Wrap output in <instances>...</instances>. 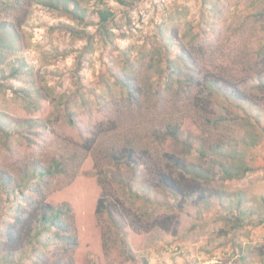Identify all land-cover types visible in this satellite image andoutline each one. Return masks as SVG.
<instances>
[{
  "label": "rangeland",
  "instance_id": "obj_1",
  "mask_svg": "<svg viewBox=\"0 0 264 264\" xmlns=\"http://www.w3.org/2000/svg\"><path fill=\"white\" fill-rule=\"evenodd\" d=\"M125 1L126 5L112 0L71 2L92 20L100 10L116 7L109 25L114 36L111 43H106L95 25L88 27V32L94 34L89 42L79 40L55 28L67 24L84 30L85 24L49 12L30 0H23L20 6H15L16 0H0V23L7 21L12 25L17 43L16 51L6 53L0 66L8 75L6 88H0V124L16 129L11 135L10 129L0 130V172L20 173L28 163L40 160L50 166L53 158L67 168L66 174L56 173L46 179L40 197L47 194V203L65 204L71 210L67 223L78 244L66 260L70 258L73 264H264L263 136L255 147L239 146L238 140L246 131L227 132L221 125L205 133L188 120L183 136L199 137L202 144L204 137L212 142H217V137L231 138L230 148L238 147L252 172L239 181L221 184L219 188L228 198H213L200 203L199 208L187 205L183 213L172 212L180 221L168 230L151 229L153 223L144 219L131 227L135 218L124 212L130 211L126 203L117 218L123 223L128 251L113 234L115 224L104 220L105 216L103 220L96 217L101 197L106 196L112 205L118 196L123 197L112 186L101 187L97 155L92 149L77 175L72 176L77 163L72 162V154L81 150L79 146L85 139L94 144L102 137L117 138V130L122 128L146 136L147 118L137 120L127 115L117 127V112L124 109L117 106V100L123 93L108 71L112 68L125 75L132 69L133 75L141 74L144 80L153 76L155 68L151 65L160 58V32L167 37L177 36L199 74L234 83L245 91L255 102L253 114H260L264 128V90L250 91L254 79L264 75V64L256 65L264 44V0ZM55 51L63 54L57 57ZM252 66L258 69L253 71ZM10 67H21L17 77H9ZM20 88L36 93L25 101L15 92ZM64 94L77 96L73 104L77 114L75 127L58 118V105ZM33 108L38 109L32 111ZM138 143L154 146L145 139ZM161 147L155 144L156 152H152L149 161L152 166ZM201 148L205 150L207 145ZM181 149V145L168 142L158 153ZM3 228L0 222V234ZM3 242L0 237V244ZM5 251L0 249V264Z\"/></svg>",
  "mask_w": 264,
  "mask_h": 264
},
{
  "label": "trees",
  "instance_id": "obj_2",
  "mask_svg": "<svg viewBox=\"0 0 264 264\" xmlns=\"http://www.w3.org/2000/svg\"><path fill=\"white\" fill-rule=\"evenodd\" d=\"M22 1L16 0L15 6H20ZM30 1L49 12L59 13L62 17L87 26L80 30L74 25L59 24L55 29L89 42L94 34L88 32V27L95 25L103 41L112 42L114 35L109 25L116 7L100 10L97 18L92 20L85 10L71 4L73 0ZM112 1L121 5L127 3L125 0ZM159 35L157 53L160 58L156 64L151 65V68H155L153 76L144 80L141 74L133 75L135 72L132 69L123 76L112 68L108 71L123 93L117 100V106L124 108L117 112V127L127 115H133L137 120L147 118L148 123L144 125L146 136L134 135L132 130L122 128L117 130L120 133L117 138L102 137L98 141L94 140V144L85 139L83 145L79 146L81 150L76 149L72 154V162H77L72 176L77 175L92 149L97 155L95 159L101 187L108 189L112 186L116 189H113L115 193L123 197L121 199L118 196L114 205L106 201V196L101 197L96 217L103 220L105 216L104 220L109 219L115 224L113 234L127 251L129 249L123 223L117 218L120 207L125 209L126 203L130 211L125 209L124 212L135 218V221L131 220V227L145 220L148 224L153 223L151 229L168 230L180 221L179 216L172 215V212L183 213L187 205L199 208L200 203L213 198H228L220 190L221 184L239 181L252 172L240 150H237L238 147L230 148L231 138L217 137V142H212L204 137L205 144H202L199 137L183 136L188 120L205 133L221 125L227 132L238 129L246 131V135L243 134L241 138L237 135L239 146L255 147L264 137L261 134L264 128L260 124V114L254 116L255 102L245 91H241L234 83L218 80L209 74H199L193 69L194 63L189 51L180 45L176 35L167 37L164 32ZM14 37L12 25L7 21L1 22L0 66L5 62V54L17 49ZM179 48L182 51L177 52ZM55 53L58 57L62 52ZM258 59L256 65L260 67V64H264V44L258 52ZM20 69L10 67L12 72L9 77H17ZM251 69L256 71L258 68L252 66ZM7 79L8 75L0 69V88H6ZM259 90H264L263 74L254 79V85L250 88L254 92ZM15 92L25 101L36 93L23 88L15 89ZM75 100L77 96L74 94H64L58 105V118L70 127L77 125V114L73 107ZM37 109L33 108L32 111ZM22 125H27V122ZM2 129H10V135L16 130L0 124ZM143 139L154 146L150 148L148 145H140L138 141ZM168 142L181 145L183 150L158 153ZM155 144L162 147L155 156L156 164L152 166L149 161L150 156L153 157ZM203 145H207V149L203 150ZM208 155L223 156L224 159L210 158ZM52 163L47 166L41 160L34 161L22 168L20 173L0 172V222L5 226L0 234L4 239L0 249L6 250L2 264H73L70 258L66 260L78 244L67 223L71 210L65 204L55 206L47 203V194L40 197L41 187L45 186L47 178L68 171L55 158ZM104 163L108 166H104ZM48 247L53 249L47 250Z\"/></svg>",
  "mask_w": 264,
  "mask_h": 264
}]
</instances>
